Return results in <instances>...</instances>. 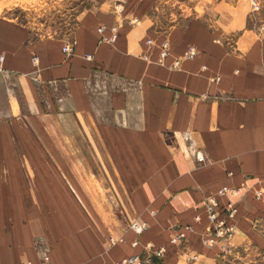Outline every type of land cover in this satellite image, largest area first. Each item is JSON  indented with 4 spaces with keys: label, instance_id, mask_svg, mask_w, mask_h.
Here are the masks:
<instances>
[{
    "label": "crops",
    "instance_id": "crops-1",
    "mask_svg": "<svg viewBox=\"0 0 264 264\" xmlns=\"http://www.w3.org/2000/svg\"><path fill=\"white\" fill-rule=\"evenodd\" d=\"M173 3L181 10L165 15ZM195 4L191 14L190 0H128L126 17L140 21L120 22L109 43L99 27L109 34L118 18L112 0H102L78 15L71 54L63 50L69 38L0 17L6 111L23 105L62 136L72 121L73 141L89 148L71 158L58 135L43 137L56 140L55 152H18L0 122V264H42L45 247L50 264H118L148 241L167 247L156 264H264L254 226L264 217V35L250 24L249 0ZM191 45L198 55L184 59ZM224 186L240 190L228 253L202 239L205 198ZM93 192L107 193L106 202ZM113 207L123 216L114 218ZM135 219L149 225L141 235L130 228ZM185 225L194 228L189 241L171 243ZM112 232L123 233L111 246Z\"/></svg>",
    "mask_w": 264,
    "mask_h": 264
},
{
    "label": "rangeland",
    "instance_id": "rangeland-1",
    "mask_svg": "<svg viewBox=\"0 0 264 264\" xmlns=\"http://www.w3.org/2000/svg\"><path fill=\"white\" fill-rule=\"evenodd\" d=\"M101 1L102 0H0V17L14 16L20 21L30 25L40 36L70 38L72 37L80 12ZM198 1L199 0H190V4L192 5L191 14L197 12V4L195 3ZM258 1L260 3V9L258 11H253L252 1L249 0L251 8L250 24L257 29L260 36H263L264 0ZM179 5V3L169 4L164 10L165 15L170 12L181 10ZM44 118L43 115H34L27 112L23 105L22 112L17 111L16 115H10V113L6 111L3 95L0 91V122L6 126L5 129L8 135L14 139L18 152H24L27 146L28 148L30 147L32 151L43 150L55 152L58 150L56 140L55 143L51 141L45 143L43 141V137H49V139L52 140V137L56 139L59 135L56 127L48 129L42 126V122L45 121ZM69 125V129H67V127L65 129L64 137L62 135L59 136L62 137L63 140H61V150L65 151L72 158L73 152L83 153L89 151V148L87 143L83 144L82 140H80L81 142L73 141L72 137L74 133L72 121ZM71 158L68 162L72 165L73 160ZM87 162L88 161H86V163ZM66 167H68V165H66ZM91 195L97 198L100 204L106 202L107 193L105 192H93ZM94 210L96 211V209ZM99 210L104 212L107 209H97V211ZM111 210L114 218L123 216L120 208L113 207ZM97 211L96 215L99 216ZM254 226L264 235V217L254 221ZM122 233L123 232L117 234V232H112L107 239L108 244L112 246L121 242Z\"/></svg>",
    "mask_w": 264,
    "mask_h": 264
},
{
    "label": "built area",
    "instance_id": "built-area-1",
    "mask_svg": "<svg viewBox=\"0 0 264 264\" xmlns=\"http://www.w3.org/2000/svg\"><path fill=\"white\" fill-rule=\"evenodd\" d=\"M252 1V10L258 11L260 9V3L258 0ZM128 0H112V9L118 18L117 22L109 27L110 33L106 34L107 26L101 25L99 27V32L102 34V40L113 43L116 41L118 37L120 22L124 20H129L130 23L136 24L139 19L138 17L128 18L125 15L126 5ZM262 29H264V24L262 25ZM153 42L152 39L148 40V43L151 44ZM75 44V40L73 38H69L64 46L63 50L67 54H71L73 47ZM170 49V41L165 39L162 42V51H161V59L163 61L168 54ZM198 48L195 45H191L184 52V59H193L198 55ZM86 57L92 58V54L86 53ZM4 59L3 55H0V60ZM39 60L38 55L33 56V62L36 64ZM181 65V59H178L173 64V67H179ZM219 77H216L218 80ZM197 158L202 161L204 160V155L201 151L196 153ZM240 193L239 188L224 186L220 188L217 192L209 194L205 198V210L207 214L208 224L206 226V230L203 233V243L208 247H214L216 245H220L222 253H228L230 251L229 242L234 236L236 232V223L234 222L239 209L237 206V201L235 198ZM223 196H227V201L223 205L221 203V198ZM197 219H200V216H197ZM131 229H133L137 234L141 235L144 231L149 227L146 221H141L139 219H135L130 224ZM194 231L193 226L185 225L178 227L175 232L171 235L170 241L173 244H177L179 246H183L185 243L189 241L188 233ZM139 240L136 239L134 241V245H138ZM167 251V247L164 244L156 245L152 241H148L145 245V249L143 253H138L135 255H131L122 259L118 264H156L158 261H162L165 257V253ZM190 260H196L198 258L197 254L188 255ZM42 264H50V255L48 248L45 247L43 250Z\"/></svg>",
    "mask_w": 264,
    "mask_h": 264
}]
</instances>
